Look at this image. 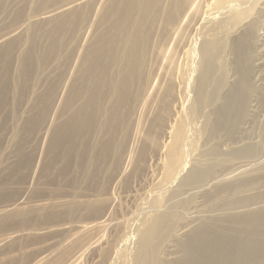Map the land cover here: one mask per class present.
Here are the masks:
<instances>
[{
    "label": "bare ground",
    "instance_id": "1",
    "mask_svg": "<svg viewBox=\"0 0 264 264\" xmlns=\"http://www.w3.org/2000/svg\"><path fill=\"white\" fill-rule=\"evenodd\" d=\"M21 1L0 57L49 31L18 68L50 81L37 134L70 193L32 198L41 152L0 205V264H118L132 244L127 264H264V0ZM43 213L66 215L23 226Z\"/></svg>",
    "mask_w": 264,
    "mask_h": 264
},
{
    "label": "rangeland",
    "instance_id": "2",
    "mask_svg": "<svg viewBox=\"0 0 264 264\" xmlns=\"http://www.w3.org/2000/svg\"><path fill=\"white\" fill-rule=\"evenodd\" d=\"M18 1L21 3L19 4ZM37 1L32 0L34 4L32 2L29 4L30 1L26 3L28 7L30 5L32 7H27L28 11L29 9L32 11L33 7L40 8L46 5L44 2ZM12 4L13 6H11ZM21 6H24V2L21 0H9L7 5V9L10 8L9 13H3L0 16V32L1 29H9L8 27L14 24L16 12ZM5 30L3 29V31ZM38 30H41L42 34ZM50 39L49 31L36 27L29 33L28 43L22 56L20 55L10 61L0 57V205L21 195L22 188L29 179L31 166L39 158L41 152H47V155L39 173L41 182L38 186H34L31 191L32 198H45L44 196H47L48 193L66 197L70 193L67 168L61 161L54 171H50L54 162V154L47 150L45 141L41 142L37 134L40 123L44 120L43 107H40L39 99L45 94L50 81L44 80L43 76V80L38 82L30 71L25 73L30 78L28 80L27 77L21 75L18 68L25 53L28 55L26 62H29V56L33 60L34 58L50 55L53 45ZM37 63L35 61V69ZM41 65L43 64L41 63ZM256 120L258 119L256 118ZM62 215L66 214L62 213ZM63 216H57V219L64 218ZM57 219L49 218V214L43 213L39 218H35V216L26 218L23 226L36 227L46 223L55 224ZM11 222L3 225L2 228L14 227ZM127 232L125 235H127ZM132 245L126 246L129 251L124 245L121 246V249L125 250H120L123 259L119 256L118 261L122 262L123 260V264L129 263L126 256L128 253L133 252ZM119 262L118 264L121 263Z\"/></svg>",
    "mask_w": 264,
    "mask_h": 264
}]
</instances>
